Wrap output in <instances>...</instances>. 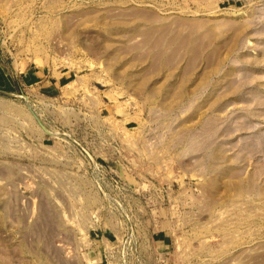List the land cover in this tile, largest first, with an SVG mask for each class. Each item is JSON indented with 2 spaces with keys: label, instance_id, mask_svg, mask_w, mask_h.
<instances>
[{
  "label": "rangeland",
  "instance_id": "1",
  "mask_svg": "<svg viewBox=\"0 0 264 264\" xmlns=\"http://www.w3.org/2000/svg\"><path fill=\"white\" fill-rule=\"evenodd\" d=\"M0 264H264V0H0Z\"/></svg>",
  "mask_w": 264,
  "mask_h": 264
}]
</instances>
